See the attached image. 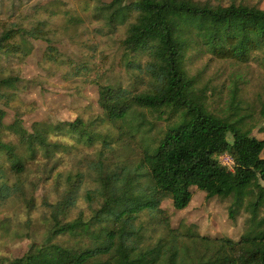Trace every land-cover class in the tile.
I'll return each instance as SVG.
<instances>
[{
	"label": "trees",
	"instance_id": "16d2710c",
	"mask_svg": "<svg viewBox=\"0 0 264 264\" xmlns=\"http://www.w3.org/2000/svg\"><path fill=\"white\" fill-rule=\"evenodd\" d=\"M99 11L110 27L128 23L121 42L124 59L128 68L148 76L149 86L136 92L100 84L103 120L37 121L29 130L19 114L6 124L0 107V202L26 195L29 165L43 162L46 172L52 165L48 173H54L58 153L78 144L104 143L93 164L98 185L85 194L87 201L99 200L100 206L89 218L80 214L66 220L77 204L84 176L68 174L61 199L46 201L52 224L43 243L32 244L9 264H264V96L248 104L235 89L216 112L188 67L193 56L204 54L234 64L256 60L264 65V9L209 0H112ZM34 39L52 44L45 21L30 28H7L0 33V56L25 59L34 49ZM58 55L50 45L47 57L57 60ZM18 82L17 76H5L0 68V98L14 96ZM138 109L160 114L168 110L171 121L160 137L146 140L134 168L127 163L110 168L104 154L113 148L97 124L123 122L139 132L143 122H137ZM257 128L262 138L253 134ZM222 155L232 159V167L220 161ZM55 173L59 189L63 173ZM192 187L204 191L207 199L232 197L228 210L233 220L240 207L246 209L250 217L238 241L203 235L192 225L171 226L163 200L171 197L175 209L183 210L193 199ZM27 202L33 205V198ZM144 213L158 216L163 226L153 241L140 221ZM65 234L77 241H54Z\"/></svg>",
	"mask_w": 264,
	"mask_h": 264
},
{
	"label": "rangeland",
	"instance_id": "374dc122",
	"mask_svg": "<svg viewBox=\"0 0 264 264\" xmlns=\"http://www.w3.org/2000/svg\"><path fill=\"white\" fill-rule=\"evenodd\" d=\"M112 0H0V33L13 26L33 27L45 21L51 31L52 44L34 39V49L25 59L0 56V68L5 76L19 78L16 94L0 98V107L5 112V123H12L18 116L29 130L41 121L49 124L71 122L78 117L84 120H103L99 104L100 84L120 85L123 88L143 91L149 86L148 76L138 68H128L121 45L126 35L127 24L110 27L99 11V6ZM203 1V0H202ZM213 4L229 5L232 2L255 5L264 9V0H209ZM58 51V59L47 57L49 46ZM145 62L146 57L142 56ZM190 74L195 75L207 92L214 111L222 110L237 89L248 104H256L264 96V65L256 60L248 64H234L230 60H218L209 54L193 56L188 61ZM14 88L11 90V92ZM143 125L139 132L123 122L97 124L106 135L112 150L104 154L110 168L127 163L134 168L143 155L146 140L158 138L171 121L169 111L155 113L138 109ZM253 134L259 138L263 133L258 128ZM12 138V135H10ZM69 143H75L72 139ZM102 141L93 144H78L69 151L58 153L59 164L55 172L63 173L57 189L56 173L48 172L43 162L29 165L25 176V196H12L0 202V260L23 256L32 244L43 243L52 224V216L46 201L55 203L62 197L65 177L82 172L83 183L75 207L65 216L66 220L83 214L89 218L100 201L89 202L86 192L96 188L97 161ZM96 155V156H95ZM264 157V151L262 153ZM220 161L232 167V159L222 155ZM50 176L49 178H47ZM16 178H12L14 182ZM193 199L183 210L175 209L171 197L163 200L161 207L169 216L171 226L192 225L203 235L229 237L238 241L247 227L250 214L242 206L237 218L229 216L233 198H206V193L197 187L191 188ZM33 198V205L27 200ZM150 240L163 232L158 216L144 213L140 217ZM58 243H73L77 237L68 234L54 239Z\"/></svg>",
	"mask_w": 264,
	"mask_h": 264
}]
</instances>
